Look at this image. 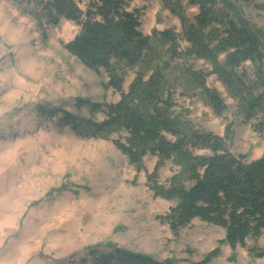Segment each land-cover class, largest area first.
<instances>
[{
  "label": "rangeland",
  "instance_id": "1",
  "mask_svg": "<svg viewBox=\"0 0 264 264\" xmlns=\"http://www.w3.org/2000/svg\"><path fill=\"white\" fill-rule=\"evenodd\" d=\"M238 2L243 19L264 34V0ZM135 5L142 10L141 33L154 48L151 68H164L171 82L174 115L198 133L218 136L235 155L261 158L264 113L259 108L248 113L246 100L264 94V60L228 69L226 54L219 53L218 70H232L237 78L231 91L207 60L189 53L177 13L194 23L196 6L188 0ZM165 30L179 36L177 45L158 41ZM78 31L68 21L44 27L23 14L16 0H0V264H83L85 259L94 264L88 254L110 252L108 243L172 264H198L216 247L220 254L209 264H264V257L250 252L264 250V234L232 251L219 243L223 228L197 218L171 231L165 216L175 201L156 196L152 188L168 187L180 172L175 161L164 160L156 169L158 159L146 156L138 170L113 144L125 142V131L109 140L89 139L81 136L87 132L84 123L59 125L66 115L100 123L105 105L120 99L106 86L103 71H91L66 51ZM138 70L127 71L123 92ZM190 74L202 77L220 97V112L191 84ZM93 104L102 108L92 113ZM182 181L191 185L186 177Z\"/></svg>",
  "mask_w": 264,
  "mask_h": 264
},
{
  "label": "trees",
  "instance_id": "2",
  "mask_svg": "<svg viewBox=\"0 0 264 264\" xmlns=\"http://www.w3.org/2000/svg\"><path fill=\"white\" fill-rule=\"evenodd\" d=\"M16 1L23 14L44 27H56L62 21L74 23L79 31L65 46L66 51L91 71H103L108 79L106 86L120 95L116 104L105 105V118L100 123L66 115L59 125L77 128V123H84L87 132L81 136L89 139L109 140L113 134L125 131V142L117 140L113 144L138 170L146 156L158 159L156 169L164 160L175 161L180 167L167 188H152L156 196L175 201L165 216L171 231L177 232L197 218L223 228L225 237L219 243L228 245L232 251L264 234V154L258 160L248 161L244 155L231 153L218 136L198 133L174 115L171 82L163 73L164 68H151L154 48L150 38L141 33L142 10L135 5L137 0ZM188 3L198 8L194 23L177 11L173 13L180 18L189 53L207 60L233 91L237 78L232 70H218L217 55L226 54L228 69L246 60L262 62L264 34L243 19L238 0H188ZM157 37L161 44L170 47L178 44L179 36L171 30L160 32ZM135 67L140 70L127 92H123L127 71ZM190 82L201 89L215 112L224 108L220 97L205 87L202 77L190 74ZM246 103L248 113L257 108L264 113V94L257 98L250 96ZM90 106L92 113L102 108L98 104ZM195 151L207 153L199 155ZM152 177L149 175L147 179L151 181ZM184 177L190 181L189 187L183 183ZM106 245L110 252L97 255L99 252L92 250L88 254L94 264H172L169 259L157 261L115 244ZM250 252L264 257V250L251 248ZM219 254L216 247L198 264H209ZM82 262L85 264L86 259Z\"/></svg>",
  "mask_w": 264,
  "mask_h": 264
}]
</instances>
